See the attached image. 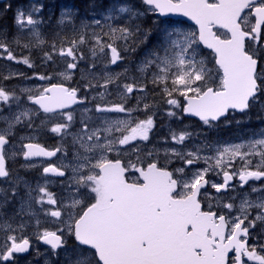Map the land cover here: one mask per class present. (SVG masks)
<instances>
[{
  "label": "snow or ice",
  "instance_id": "6c2138e0",
  "mask_svg": "<svg viewBox=\"0 0 264 264\" xmlns=\"http://www.w3.org/2000/svg\"><path fill=\"white\" fill-rule=\"evenodd\" d=\"M45 7L8 3L15 31L0 26V264L44 255L29 227L50 246L44 264H264V127L198 144L201 133L169 128L164 148H147L165 118L214 130L264 112V0H116L90 21L62 9L47 30ZM170 15L195 28L164 21L153 37L144 26ZM49 134L61 143H41ZM58 153L35 184L10 167Z\"/></svg>",
  "mask_w": 264,
  "mask_h": 264
},
{
  "label": "rangeland",
  "instance_id": "374dc122",
  "mask_svg": "<svg viewBox=\"0 0 264 264\" xmlns=\"http://www.w3.org/2000/svg\"><path fill=\"white\" fill-rule=\"evenodd\" d=\"M67 1L68 3L70 2H77L78 0H41V2H43L46 7L44 9V11L47 14V18H49L50 20L54 17L56 20L58 19L60 12L62 9H70V8H65L63 5H61L62 9L59 10L57 7V4H60V2H64ZM104 0H96L97 3V7L96 9H94V11L90 12L89 14H91L93 16V12H95L96 17L98 18L100 16V14L104 11H99L98 7L99 5H102ZM30 2V0H26V2H19V5H27ZM83 4L88 5L89 4V0H82ZM116 0H107V4L108 6L112 3H115ZM18 5L15 4L14 7ZM71 5V4H69ZM104 5V4H103ZM57 9V11H56ZM10 13V14H9ZM12 14V15H11ZM4 15H8L9 17L11 16L13 19V13L11 11H6V9L4 7L0 8V18H4ZM161 20H157L155 17H146L144 20V26L147 28H151L152 32H153V37H155V35L158 32V27L161 25ZM4 23H6V20L4 21ZM56 23V21H55ZM11 29L13 31H15V28L13 27V22L11 23ZM6 26L9 27L8 23H6ZM181 27H185V28H191L190 26L187 25H180ZM70 35V33H69ZM205 51V50H204ZM19 54V51H18ZM23 54H27L26 52ZM205 54H208L207 51H205ZM36 63L39 65L40 61L37 59ZM9 64L10 62L7 61H3L0 60V73H6L7 71L10 70L9 68ZM12 69H19L18 67L16 68L15 64L11 65ZM21 69V70H20ZM19 70L20 71H25L27 72L29 75H32L33 72H38V73H43L45 72L47 69L44 67H36L35 69H28L26 66L21 65V68ZM34 81V80H32ZM9 82V81H5L4 83ZM29 85H33L28 83L27 81L25 82ZM44 82L42 81H38L35 85L38 84H42ZM80 83H82L79 79V74H77L76 76H74L73 81L71 82L72 86H78ZM9 87H16L17 85H8ZM255 109V108H254ZM254 114L258 115L256 117H254ZM238 116H230L229 120L231 121V123L229 124H221V126L217 129L214 130H208L205 126L202 125V123H197V121H192V120H188V119H183V120H169L167 118L163 119L162 124L158 122V128L157 130H155V135L152 137L151 142L147 144V148L150 150L153 147L158 148V149H162L165 147V145L162 143V138L166 137L169 135V128H171L172 130L179 132L183 129H187L189 131H193V132H199L201 133V135L199 137L194 138V142L195 143H199L201 140H203L205 138V135L207 136V138L209 140H221V141H238L239 137H245L247 136V134L251 133L253 130L259 129L261 127H264V112H260V110L255 109L254 113L253 110L251 111L250 115L245 116V118H237ZM240 120L242 121V125L240 127H237L236 125V121ZM251 124L256 125V128H252L249 127ZM249 127V128H248ZM61 141H59L58 144H60ZM188 144L189 147H191L192 145V141L186 142ZM55 147V146H54ZM145 158V162H147V158L146 156ZM61 160H63V157H61V155L59 156V158L57 160H53L50 162H57L59 163ZM47 163L49 162H44L42 161V164L36 168L33 169H27V168H23L21 167L24 162L22 161V159H17L15 161V163H12V165H15V169H19L22 171H25V176L27 179H29L30 181L33 182V184H35L36 181H40L41 180V170H42V166H46ZM171 167V165H170ZM56 178H53V180L55 181ZM213 179H215L217 182H220L221 178L220 177H213ZM252 183V182H251ZM260 182H256V185L258 186ZM248 188L245 187V190H247ZM49 190L53 193H55L57 195V197H59L62 194L63 189L61 188V186L58 183H53L52 185L49 186ZM213 196H216L217 194L215 193V190H210ZM240 191V190H238ZM231 195H235V193H229L228 196H225V199L227 200L229 196ZM41 219V225H40V229H44V228H48L50 230H54L55 229V224L49 221H46V219L41 215L40 216ZM36 231V229L34 227H29L28 230L25 232V235L29 236L31 243L33 245V249H38L40 253L44 254L41 255L39 257H36L35 251L33 250L30 257L27 258L25 260V257L21 256L20 259V264H44V261L46 259L47 256H50V252L48 251L47 248H44L41 243H39V240L36 239V236L33 234ZM0 239H2V235H0Z\"/></svg>",
  "mask_w": 264,
  "mask_h": 264
},
{
  "label": "flooded vegetation",
  "instance_id": "af4514ba",
  "mask_svg": "<svg viewBox=\"0 0 264 264\" xmlns=\"http://www.w3.org/2000/svg\"><path fill=\"white\" fill-rule=\"evenodd\" d=\"M15 1H17V2H20V1L21 2H26V0H10V1H7L5 4H0V8L4 7L6 9V6H7L8 3H12L13 4V2H15ZM69 4H71V5H69ZM61 5H63L65 8L79 9V15L77 17V20L86 19V20L90 21L93 18V16L91 14H89V13L94 11V9L90 8L88 5L83 4L82 0H78L77 2H70V3H68L67 1L60 2V4H57V6H58L57 8L59 10L62 9ZM56 11H57V9H56ZM42 15H43V17L45 18V21H46L45 30H47V25L49 23L51 25H53V26L55 25L56 19L54 17L50 20L49 18H47V14H46L45 11H43ZM7 17H9V16L4 15V18H0V26L6 25L4 23V21L8 20ZM11 20L13 22L12 18H11ZM4 28H5V30L10 29V28H6V27H4ZM12 65H14V64H12ZM15 66L16 67H21V65H15ZM62 68H63V65H61V69ZM32 83H37V80L32 81ZM59 141H60V138L55 136V135H52V134H49L47 136H42L41 140H40L41 143L45 144L49 148H52L54 146L56 147L58 145ZM233 183H235V181H233ZM249 183L251 184V181ZM245 187L248 188V185H245ZM213 202L215 203L216 201H213ZM252 242H253L252 240L249 241V243H252ZM26 259L27 258H25V260Z\"/></svg>",
  "mask_w": 264,
  "mask_h": 264
},
{
  "label": "water",
  "instance_id": "95a60500",
  "mask_svg": "<svg viewBox=\"0 0 264 264\" xmlns=\"http://www.w3.org/2000/svg\"><path fill=\"white\" fill-rule=\"evenodd\" d=\"M4 1H6V0H0V3H1V2H4ZM161 19H163V20H166V19L181 20V21H184V22H186V23H188V24H190V25H192V26H195V25H194V22L189 21L188 18H186V17H182V16H179V15H170L169 17H161ZM187 118H192V119H197V120H199L197 117H187ZM38 159H42V158H38ZM43 159H47V158H43ZM41 243H42L43 245H45L42 241H41ZM45 246H48V245H45ZM48 247H50V246H48Z\"/></svg>",
  "mask_w": 264,
  "mask_h": 264
},
{
  "label": "trees",
  "instance_id": "16d2710c",
  "mask_svg": "<svg viewBox=\"0 0 264 264\" xmlns=\"http://www.w3.org/2000/svg\"><path fill=\"white\" fill-rule=\"evenodd\" d=\"M103 4L102 5H99V7H98V9H99V11L101 10V11H103V10H105L106 8H108V4H107V0H104L103 2H102ZM15 4H19V2H17V1H15V2H13V6L15 5ZM96 9V8H95ZM10 14V13H9ZM12 15V14H11ZM6 16H8V15H6ZM11 16H10V18L9 17H7V19L8 20H6V23H8V25H9V27H7L6 25H3L4 27H6V28H10L11 29V26H12V20H11ZM5 23V24H6ZM205 51H207L208 52V50H205Z\"/></svg>",
  "mask_w": 264,
  "mask_h": 264
},
{
  "label": "bare ground",
  "instance_id": "6f19581e",
  "mask_svg": "<svg viewBox=\"0 0 264 264\" xmlns=\"http://www.w3.org/2000/svg\"><path fill=\"white\" fill-rule=\"evenodd\" d=\"M19 68V67H18ZM21 70V69H20Z\"/></svg>",
  "mask_w": 264,
  "mask_h": 264
}]
</instances>
